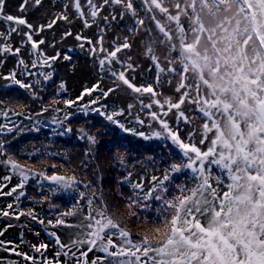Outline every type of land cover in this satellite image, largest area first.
Instances as JSON below:
<instances>
[{"label": "snow or ice", "instance_id": "6c2138e0", "mask_svg": "<svg viewBox=\"0 0 264 264\" xmlns=\"http://www.w3.org/2000/svg\"><path fill=\"white\" fill-rule=\"evenodd\" d=\"M33 2L40 6L42 0ZM28 4L29 0H22L20 11L24 12ZM5 5L6 0H0V20L9 22L8 32L0 31V40L10 38L12 33L26 37L25 43L30 42L36 55L32 68L38 67L40 45L45 44L44 39L35 40L34 35L45 28H53L61 20L71 23L67 11L69 6L86 28L96 22L105 6H119L120 18L126 14L133 17L134 27L130 32L142 30L148 33L144 55L156 70L155 83L162 87L175 80V99L163 96V92L157 91L151 82L146 85L134 82L135 76L130 73H134L138 65L125 63L118 55L132 48L128 37L122 43L113 42L110 48H105L103 35L94 43L90 38L76 34V40L86 41L93 55L99 53L101 70L107 64L115 83V87L107 91L99 84L85 88L77 99L83 100L87 95L91 98L89 104L94 105L99 103L94 92L99 91L106 98L109 93L118 91L121 85L133 93L148 94L152 103L143 104L141 101L142 107L152 109L155 104L160 109L159 113L149 112L152 120L160 126L152 135L170 139L183 157L179 163H171L162 177L152 176V187L147 192H144L142 182L131 183V173L122 181L128 182L134 190V197L128 198L130 211L127 218L136 217L137 226L143 227V231L136 234L137 238L128 228L126 218L109 208L103 194L98 195L91 182L78 180L75 175L45 176L43 172L37 173L62 190H77L81 184L88 189L86 215L77 224L65 219L84 211V206L77 201L71 209L58 213L56 220L48 219V225L53 228L78 229L75 238L67 244L55 231L49 233L58 248L53 258L44 255L49 247L44 243L31 246L40 254L39 261L35 256L17 251L16 247L5 250L31 264H64L60 256L75 259L76 264H103L108 258H111V264H264V0H141L139 6L135 0H102V3L86 0L87 14L83 11L85 5L82 0H66L64 11L46 25L39 26L29 23L26 17L5 14ZM141 6L144 17L140 16ZM110 15L112 20L117 19V15ZM102 19L108 22L109 16ZM19 26L28 31L21 33ZM153 29L161 37L159 40ZM63 35L66 37L73 33L67 30ZM158 47L165 50L163 57L157 54ZM0 51L19 54L21 49L5 43L0 46ZM58 58L59 54L45 57L42 66L50 67L49 61ZM64 59L70 60L71 57L65 56ZM127 59L131 61L132 57L129 55ZM18 63L25 70L29 67L23 59ZM114 64H119L120 69H114ZM22 74L33 73L25 71ZM41 75L47 80L52 74ZM5 79L12 80L21 88L34 90L32 83L17 79L15 73ZM64 103L71 106L75 101L66 100ZM89 104L83 107L87 109ZM131 107L133 105H129ZM93 110L99 111V108ZM9 111L4 109L0 115L7 118ZM173 111L178 125L182 121L191 128L183 137L179 127L174 129L165 118ZM194 112L199 113V117L193 115ZM122 114V110L101 113L124 131H130L114 119ZM138 122L144 124L143 120ZM13 130L7 123L0 124V134ZM67 131L71 132V128ZM81 132L82 138L86 137L91 144L96 143L95 136L83 129ZM139 135L145 136L142 132ZM0 154H5L2 140ZM90 154L85 153L86 156ZM4 163L18 171L22 179L7 192L2 191L7 185L0 186V195L12 196L15 193V199L19 201L26 193L17 192V189H24L31 170L11 157ZM178 173L188 174L190 183L175 185L176 194L169 195L165 182H170L173 174ZM4 179L10 180L11 177ZM136 189L144 195L141 197ZM84 196L85 193L80 192V197ZM153 199L160 205L149 216L153 209L148 201ZM12 207V204L8 205L9 209ZM134 207L139 212L131 210ZM0 215H15L16 219L27 216L41 225L45 223L31 208L18 213L2 211ZM6 243L11 242L0 241V247ZM84 246H87V251H82ZM93 249L106 255L89 262L88 253Z\"/></svg>", "mask_w": 264, "mask_h": 264}, {"label": "rangeland", "instance_id": "374dc122", "mask_svg": "<svg viewBox=\"0 0 264 264\" xmlns=\"http://www.w3.org/2000/svg\"><path fill=\"white\" fill-rule=\"evenodd\" d=\"M65 2L66 0H42L40 6H35L33 0H29L26 10L21 12L22 0H17L15 4H8L4 12L17 17H26L27 21L34 26L46 25L58 13L64 11L63 5ZM95 2L102 3V0H95ZM135 3L139 6L141 5V0H135ZM82 4L85 5L83 11L87 14L86 0H82ZM38 8L40 10L36 11ZM67 11L70 14L69 20L71 23L61 20L53 28H45L43 32L33 37L35 40H45V44L40 45L41 55L36 69L43 73L52 74L50 79L45 80L43 78L39 80L40 83L36 86L32 83L34 90L25 91L24 88L19 87L12 80L5 79L11 73L24 75L22 73L25 71L35 69L31 67L36 55L31 48L30 42L25 43L26 37L12 33L10 38H7V41L0 45L7 43L13 48L21 49L19 54L0 51L2 52L0 54V86L6 87L0 88V101H3L1 104L4 106H0V112L8 108L14 112L28 110L27 117L31 119L30 126L27 125V128L25 127L26 125L18 124L15 119L22 121H27L28 119H21L11 111L8 112L7 118L0 115V124L7 123L9 127L14 128L11 133L0 134V140L4 141L5 153L0 154V186L7 185V187H3L2 191H9L12 187L21 183L22 179L18 171H13L10 165L4 163L9 157L26 169L31 170L24 189H17V192L24 191L26 195L21 197L19 201L15 199V193L12 196L0 195V212L18 213L20 210L27 211L31 208L39 214L40 219L45 221L44 225H41L27 216H21L16 219L15 215L7 217L0 215V231L3 232V235L0 236V241L11 242L0 247V264H31V262L25 261L12 251L5 250V248L11 249L12 247H16L19 252H26L31 256L37 257L39 261L40 254L35 252L31 246L42 243L49 245L44 255L48 258H53L58 248L49 233L55 231L60 236V239L67 244L75 238L78 229L67 227L53 228L48 225V219L56 220L58 213L71 209L73 205L77 204V201L84 206V211L74 217H66L65 219L69 223L77 224L86 215V201L89 198L88 189L81 184L77 190H62L45 179L44 176L37 175V173L43 172L45 176L54 174L60 176L75 175L78 180H83L85 183L91 182L97 194H103V198L109 208L116 210L119 216L126 218L128 228L132 231L133 237L137 238L136 234L142 232L143 227L137 226L136 217L127 218L130 211L127 202L129 197H134V190L128 182L122 183V181H124L128 173H131V183L142 182L144 192H147L152 187V176L162 177L171 163H179L183 159L176 149H172L169 146L167 141L149 142L142 140L139 135L133 136V133L123 135V132L116 124L99 115L100 110L111 114V105L115 104L116 110L114 112L122 110L123 113L115 117L122 118L123 116L125 124L132 126L127 127V129L132 128L134 132L136 130L138 133L152 134L154 131L159 130L160 126L158 122L152 120L149 112L157 111L159 113L160 109L155 104H153L152 109L142 107L141 101H143V104L152 103V99L148 94H136L121 85L118 91L111 92L106 97L108 107H104L105 102L99 104V111L93 110L98 108L97 106L90 108L92 104H89L88 101V108H83L86 95L82 101L77 99L85 88H91L93 85L99 84L100 88L107 91L109 88L115 87V83L114 78L107 70L109 67L107 64H105L104 70H101L99 53L93 55L89 51L90 46L86 41L76 40V34L88 37L94 43L99 36L103 35L105 48H110L113 42L122 43L124 38L128 37L132 48L119 53V58L125 63L131 62L138 65L136 71L130 73V75L135 76L134 82L136 84L146 85L149 81L153 82L151 76L156 71L152 67V62L144 55V45L149 39L148 33L142 30L130 32V29L134 27V18L127 14L120 18L121 9L119 6H105L96 22L88 28L84 27L82 21L76 17L75 10L71 6H69ZM110 13L117 15V19L112 20ZM106 15L109 16L108 22L102 19ZM140 16H145L142 6ZM8 24L9 22L0 20V31L6 32ZM102 29L103 32L101 31ZM67 30H71L73 35L65 37L63 33ZM26 31H28L27 28L20 26L21 33ZM153 34L157 40L161 38L155 29H153ZM82 44L83 47H81ZM68 48L74 53L88 50L86 58H80V60L75 59L77 57L72 60L64 59L65 56H71L65 53ZM59 53V58L55 64L56 68L52 65L50 67L42 66L45 57L56 56ZM157 54L163 57L165 50L158 47ZM129 55L132 57L131 61L127 59ZM21 57L29 65L27 70L18 63V58ZM112 67L120 69L119 64H114ZM26 77L27 79L24 80L26 83H31L34 80L32 75H26ZM175 84V80H173L171 85L164 84L161 87L157 84V89L163 92V96H172L175 99ZM61 85H63V88ZM93 95L98 97L99 100L105 98L99 91L94 92ZM159 98L163 99V97ZM66 100H72L75 103L68 106L64 103ZM129 105H133V107L129 108ZM45 108H53L50 115H48L53 120L47 119V121H43L48 117L47 112L44 111ZM193 115L199 117L200 114L194 112ZM66 116L67 118H65ZM165 118L174 129L179 127L182 137L191 130L182 121L179 122V125L177 124L174 111ZM139 120H143L144 124L141 125L138 122ZM35 122L53 123H49L51 126L45 124L37 133L33 134L29 130L34 128ZM68 128H71V132L67 131ZM81 129L95 136L96 143L91 144L86 137L82 138ZM120 137L121 139L126 138V145L119 146L118 140ZM148 144H152V146ZM146 148L148 149L146 150ZM86 152L91 154L86 156ZM118 165L121 166L119 167ZM126 170L127 173L125 172ZM6 176L11 177V179L5 180L4 177ZM172 177L174 178L170 182H165L169 188V195L176 194L175 185L186 181L190 183L188 174L178 173ZM80 192L85 193L83 198L80 197ZM135 192H138L141 197L144 195V192L139 189H136ZM148 203L151 204L153 209V212H149L148 215L152 216L160 202L153 199L148 201ZM9 204L13 205L12 209L8 208ZM131 210L139 212L135 207ZM140 214L143 215V213ZM82 251H87V246H84ZM105 255V253L93 249L92 252L88 253L87 259L91 262L97 257H104ZM59 259L64 264H76L75 259H69L64 256H60ZM103 264H111V258L104 260Z\"/></svg>", "mask_w": 264, "mask_h": 264}, {"label": "trees", "instance_id": "16d2710c", "mask_svg": "<svg viewBox=\"0 0 264 264\" xmlns=\"http://www.w3.org/2000/svg\"><path fill=\"white\" fill-rule=\"evenodd\" d=\"M17 0H6V5H5V9L7 8L6 6H8V4H10V3H12V4H15V2H16ZM4 9V10H5ZM40 9L38 8L36 11H39ZM34 13V12H33ZM11 15H13V14H11ZM19 28H20V26H19ZM3 32H5V31H3ZM8 32V25H7V30H6V32L5 33H7ZM5 41H7V39H3V40H0V45H1V43H4ZM12 47V46H11ZM88 52V50H86V51H83V52H81V51H79V52H76V53H74L73 51H71V49H67L66 51H65V53H68V54H70L71 56V60L72 59H74L75 57H77V58H75V59H78V60H80V58H86V53ZM0 54H2V52H0ZM13 54V53H12ZM59 55H60V53H59ZM19 60L20 59H22V57L21 58H18ZM19 60H18V62H19ZM82 61H84V60H82ZM56 62H57V60H55V61H51L50 60V62H49V64L50 65H52V66H54L55 68H56ZM116 70H118V69H116ZM28 72H31V73H33L32 74V77L34 78V80L31 82V83H33L35 86L36 85H38V84H36L35 83V81L36 80H42L44 77H43V75H41V73H43V72H41L40 70H37L36 68L35 69H30V70H28ZM16 74V73H15ZM16 78L17 79H20V80H22L24 83H26V81H24L25 79H27V77H26V74H24V75H18V74H16ZM151 79L153 80V82H151V81H149L148 83H153V85H154V87H156V89L158 88V86H157V84L155 83V71H154V73L152 74V76H151ZM19 86V85H18ZM3 86H0V88H2ZM20 87V86H19ZM3 88H6V87H3ZM25 91H28V89H24ZM157 91H158V89H157ZM85 100H84V104H83V106L84 105H86V103H87V101L89 102V100L91 99L89 96H87L86 95V97L84 98ZM82 101V100H81ZM106 101H107V98H102L101 100H99V103H97V104H92L91 105V107L90 108H93L94 106H97L98 108H99V104L100 103H102V102H105V106L106 107H108V103L106 104ZM88 104V103H87ZM82 105V104H81ZM0 106L1 107H4L1 103H0ZM79 108H80V106H78ZM84 108V107H83ZM9 109V108H8ZM52 109L53 108H47V111H45V112H47V116L48 115H50V112L52 111ZM100 110V109H99ZM111 113H113L115 110H116V105L115 104H113V105H111ZM14 115H16L15 113H22V115H16L17 117H19V118H25V119H28L27 121H22V120H20V119H15L16 120V122L18 123V124H20V125H26L25 127H27V125H29L30 126V121H31V119L29 118V117H27V112H28V110L27 111H24V112H14V111H12V110H10ZM10 112V113H11ZM101 113H105V112H102L101 110H100V112H99V115H101ZM70 115V114H69ZM102 117H105L104 115H101ZM47 119L48 120H53L52 119V117H47V118H45L43 121H47ZM114 119H116V120H118L119 122H120V124H122L123 126H124V128H129V127H132V126H129L127 123V126H126V124H125V121H124V117L122 116V118H118V117H115ZM48 124H46V123H44V122H41V123H36L35 122V124L33 125L34 126V128L33 129H30L29 130V132H32L33 134H35V133H37V131L42 127V126H44L45 124L47 125V126H51L49 123H53V122H47ZM125 124V125H124ZM117 126H118V128H120L121 129V131L123 132L122 134L123 135H130L131 133H133L134 135L133 136H135V135H139V133L135 130V132H134V130H132V128L130 129V131H124L123 130V128H121L120 127V125L119 124H116ZM28 128V127H27ZM134 129H136V128H134ZM125 133H127V134H125ZM143 133V132H142ZM145 134V136H140L139 135V137L140 138H142V140H146V141H149V142H160V140H165V141H167L168 142V144H169V146H171L172 147V149H176L178 152V154L179 155H181L182 156V154L180 153V151H179V149L175 146V145H173L172 144V142H171V140L170 139H167V138H165V137H160V138H157V137H155V136H153L152 134H146V133H144ZM149 137V138H145V137ZM125 140H126V138H122L121 139V137L119 138V146H123V145H126V142H125ZM141 145V144H140ZM148 145H151L152 146V144H148ZM141 146H143V145H141ZM148 148H146V150H147ZM145 159V158H144ZM147 161H149V159H147ZM119 167L121 166V165H118ZM126 173H127V170L125 171ZM173 175H175V174H173ZM172 178H174V177H172Z\"/></svg>", "mask_w": 264, "mask_h": 264}]
</instances>
